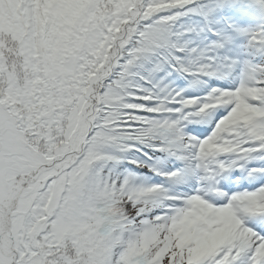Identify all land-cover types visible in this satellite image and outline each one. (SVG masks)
Instances as JSON below:
<instances>
[{"label":"snow or ice","instance_id":"6c2138e0","mask_svg":"<svg viewBox=\"0 0 264 264\" xmlns=\"http://www.w3.org/2000/svg\"><path fill=\"white\" fill-rule=\"evenodd\" d=\"M47 7L0 0V264H264V0Z\"/></svg>","mask_w":264,"mask_h":264},{"label":"rangeland","instance_id":"374dc122","mask_svg":"<svg viewBox=\"0 0 264 264\" xmlns=\"http://www.w3.org/2000/svg\"><path fill=\"white\" fill-rule=\"evenodd\" d=\"M78 2L79 0H69V4H66L62 0H54L53 3L49 6V9L51 7L50 16L56 18V16L59 15L60 18L55 19V20L59 25L61 23H64V26H63L64 30H67L66 27H68L69 25L66 33L58 34L60 37L67 39L68 32L70 31V25L74 22V15H75L74 6ZM53 5H60L61 7L59 9H56V8H53ZM255 163H259V162H255Z\"/></svg>","mask_w":264,"mask_h":264},{"label":"trees","instance_id":"16d2710c","mask_svg":"<svg viewBox=\"0 0 264 264\" xmlns=\"http://www.w3.org/2000/svg\"><path fill=\"white\" fill-rule=\"evenodd\" d=\"M54 0H48L47 3H48V7L44 9V12L46 14V18L50 15L51 13V7L49 9V6L53 3ZM64 1V3L66 4H69V0H62ZM60 18L59 15L56 16L55 19H58ZM63 26H64V23H61L60 25L56 22V26H55V29H54V34L58 35V34H63V33H66V31L68 30V27H66L67 30H64L63 29ZM59 36V35H58ZM170 79V82L176 86V87H185L187 88L188 91L190 92H194L196 91L197 89H195L194 87H189V82L182 76H179L178 74H174L172 77L169 78ZM226 83L225 80H221L218 82V84H224ZM217 84V85H218ZM126 164H122L121 167H125ZM156 177H153V182H157Z\"/></svg>","mask_w":264,"mask_h":264}]
</instances>
